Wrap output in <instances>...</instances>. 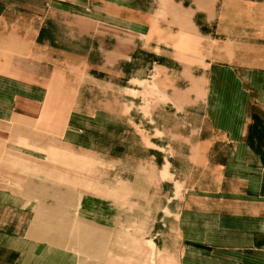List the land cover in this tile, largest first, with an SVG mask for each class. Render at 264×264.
Listing matches in <instances>:
<instances>
[{
    "label": "crops",
    "instance_id": "1",
    "mask_svg": "<svg viewBox=\"0 0 264 264\" xmlns=\"http://www.w3.org/2000/svg\"><path fill=\"white\" fill-rule=\"evenodd\" d=\"M0 264H264V0H0Z\"/></svg>",
    "mask_w": 264,
    "mask_h": 264
}]
</instances>
